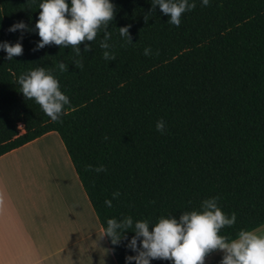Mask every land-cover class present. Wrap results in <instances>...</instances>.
Here are the masks:
<instances>
[{
    "label": "trees",
    "instance_id": "trees-1",
    "mask_svg": "<svg viewBox=\"0 0 264 264\" xmlns=\"http://www.w3.org/2000/svg\"><path fill=\"white\" fill-rule=\"evenodd\" d=\"M41 2L0 0V43L20 40V30L8 31L16 22L33 29L23 33L21 56L8 61L0 49V156L54 132L102 234L108 219L155 224L201 210L212 197L237 217L221 235L233 239L264 225V0H209L206 7L189 0L196 7L179 27L159 6L145 24L152 0H111L114 61L103 58L102 32L87 42L91 51L80 45L81 56L56 45L33 51ZM128 25L132 44L119 35ZM61 62L68 71L60 72ZM38 67L69 97L62 122L20 92L18 77ZM161 119L163 134L156 129ZM89 165L107 171H87ZM125 235L118 245L104 236L115 264L136 255L127 246L134 233Z\"/></svg>",
    "mask_w": 264,
    "mask_h": 264
},
{
    "label": "clouds",
    "instance_id": "clouds-1",
    "mask_svg": "<svg viewBox=\"0 0 264 264\" xmlns=\"http://www.w3.org/2000/svg\"><path fill=\"white\" fill-rule=\"evenodd\" d=\"M208 5L209 0H202V6ZM156 6L169 17L168 22L176 27L180 26L182 15L196 7L189 0H152L151 9L144 15L145 24L155 12ZM39 10L35 31L40 40L33 51L56 45L71 48L76 56H81L80 45H85L84 52L91 51V43L87 42L95 41L102 32L100 47L105 50L103 58L109 61L116 59L108 43L111 38L108 27L116 14V7L111 0H71L70 5L67 0H42ZM130 27L119 28V35L128 44H132ZM17 30L21 31L20 40L23 39L24 32L33 31L23 21L14 23L8 29L9 32ZM20 40L14 44L0 43V49L6 52L8 61L23 54ZM151 52L150 48L144 49L146 56ZM75 64L83 68L81 60H76ZM58 68L60 72L68 71V65L63 62L58 64ZM17 83L25 99L34 100L51 121L62 122L61 117L70 100L60 90L59 81L51 71L38 67L21 74ZM156 129L161 134L165 132L163 119L157 121ZM86 170L97 174L107 171L103 165L95 168L89 165ZM120 195L119 191L114 192L112 198L117 199ZM218 199L219 197L205 199L201 210L183 212L178 219L174 216L160 217L155 224H149L147 220L134 222L131 216L120 220L111 218L107 220L102 237L107 236L113 245H118L131 229L134 235L127 246L136 255L127 256L126 264H131L132 261L135 264H151L153 260L170 261L171 264H205L206 258L216 252L223 254L220 264H264V235L243 229L233 239L220 234L222 229L232 227L237 217L234 212L230 216L226 215L218 206ZM104 203L108 207L112 206V200L106 199Z\"/></svg>",
    "mask_w": 264,
    "mask_h": 264
},
{
    "label": "crops",
    "instance_id": "crops-1",
    "mask_svg": "<svg viewBox=\"0 0 264 264\" xmlns=\"http://www.w3.org/2000/svg\"><path fill=\"white\" fill-rule=\"evenodd\" d=\"M102 236L54 132L0 156V264H115Z\"/></svg>",
    "mask_w": 264,
    "mask_h": 264
},
{
    "label": "rangeland",
    "instance_id": "rangeland-1",
    "mask_svg": "<svg viewBox=\"0 0 264 264\" xmlns=\"http://www.w3.org/2000/svg\"><path fill=\"white\" fill-rule=\"evenodd\" d=\"M17 127H18L19 130L21 129V125L20 124H18ZM40 162H41V167H42V170H43V173L45 174V176L47 178H49V177L51 178L52 177V173H51L52 168H51V165L46 164L45 156L44 155L42 156V160ZM55 170H56V168H55ZM55 170L53 169V172H55ZM51 181L52 180L50 179V182ZM61 182H62V189H65L64 188V183L65 182L69 185V188L71 190L73 189V187H71V185H70L69 179H66V180L61 181ZM54 183H56V182L54 181ZM71 190L69 191V193H72ZM255 232L256 233L259 232V233H257L258 235H264V225H262L261 227L255 229ZM221 254L222 253H219L217 255H212L211 257H208V259H206V261H205V264H220V260L222 259V257H220V256H222Z\"/></svg>",
    "mask_w": 264,
    "mask_h": 264
}]
</instances>
